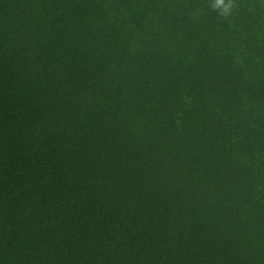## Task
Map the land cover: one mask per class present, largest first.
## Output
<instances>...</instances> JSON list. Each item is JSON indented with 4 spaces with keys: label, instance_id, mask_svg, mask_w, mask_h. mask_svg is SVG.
I'll list each match as a JSON object with an SVG mask.
<instances>
[{
    "label": "trees",
    "instance_id": "16d2710c",
    "mask_svg": "<svg viewBox=\"0 0 264 264\" xmlns=\"http://www.w3.org/2000/svg\"><path fill=\"white\" fill-rule=\"evenodd\" d=\"M214 3L0 0V264H264V0Z\"/></svg>",
    "mask_w": 264,
    "mask_h": 264
},
{
    "label": "clouds",
    "instance_id": "9594fccd",
    "mask_svg": "<svg viewBox=\"0 0 264 264\" xmlns=\"http://www.w3.org/2000/svg\"><path fill=\"white\" fill-rule=\"evenodd\" d=\"M213 7L220 9V15L227 16L232 8L231 0L228 3L225 0H215Z\"/></svg>",
    "mask_w": 264,
    "mask_h": 264
}]
</instances>
